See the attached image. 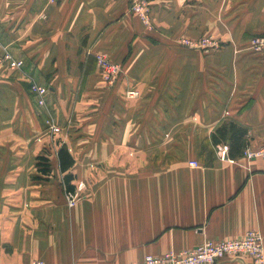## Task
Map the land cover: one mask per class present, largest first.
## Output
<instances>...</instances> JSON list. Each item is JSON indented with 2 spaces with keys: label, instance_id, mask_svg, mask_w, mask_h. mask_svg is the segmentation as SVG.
Wrapping results in <instances>:
<instances>
[{
  "label": "crops",
  "instance_id": "1",
  "mask_svg": "<svg viewBox=\"0 0 264 264\" xmlns=\"http://www.w3.org/2000/svg\"><path fill=\"white\" fill-rule=\"evenodd\" d=\"M150 3L146 25L128 0H0V57L25 63L0 66V264H138L205 240L264 237V159L222 160L227 143L214 138L232 124L246 129L245 146L264 143V57L248 45L264 35V0ZM207 36L224 45L180 42ZM99 54L121 66L116 85ZM32 83L49 88L46 108ZM67 174L86 184L74 207Z\"/></svg>",
  "mask_w": 264,
  "mask_h": 264
},
{
  "label": "built area",
  "instance_id": "2",
  "mask_svg": "<svg viewBox=\"0 0 264 264\" xmlns=\"http://www.w3.org/2000/svg\"><path fill=\"white\" fill-rule=\"evenodd\" d=\"M60 0H51V3H56ZM130 4V12L139 17L146 25H150L152 7L150 0H128ZM1 41V34H0ZM181 44L192 48L199 49L204 52L217 51L222 48V43L218 39L207 36L199 40L182 39ZM249 49L251 52L264 57V35L254 36L249 42ZM0 42V47H1ZM97 68L103 76L104 82L108 86H114L122 75L121 66L112 62L105 55L96 56ZM2 63L7 64L11 71L22 70L25 63L23 60L16 59L12 54L6 53L0 59V66ZM3 75L0 67V77ZM31 94L36 99V103L41 108L47 107V96L49 88L38 83H32L30 88ZM140 92L135 89H128L125 97L128 99H136ZM48 129L51 134H59L62 129L53 120L47 122ZM222 160H227L235 163L234 159L229 157V146L223 145L218 151ZM242 158L253 160L257 158L264 159V143L258 147H251L247 145L243 151ZM190 165L199 168L197 161L190 162ZM86 189L84 182H79L75 185L74 191L66 192L67 204L69 207L77 205L81 199V193ZM225 257H249L256 264H264V237L256 230L249 231L241 239H227V240H205L200 246L193 250L175 252L170 251L163 256H147L138 264H218ZM30 264H46L41 260H34Z\"/></svg>",
  "mask_w": 264,
  "mask_h": 264
},
{
  "label": "trees",
  "instance_id": "3",
  "mask_svg": "<svg viewBox=\"0 0 264 264\" xmlns=\"http://www.w3.org/2000/svg\"><path fill=\"white\" fill-rule=\"evenodd\" d=\"M247 134L246 129L237 127L236 125H223L217 130V135L214 136L217 142H226L229 146V157L234 159L243 155L245 149L244 138ZM58 158L60 161V168L62 172H67L74 164V159L71 156L68 148L62 146L58 151ZM39 165L43 172H47L49 168V155L45 154L38 158ZM65 184L67 191H74L75 185H72L71 182L74 179L71 174L65 176Z\"/></svg>",
  "mask_w": 264,
  "mask_h": 264
},
{
  "label": "rangeland",
  "instance_id": "4",
  "mask_svg": "<svg viewBox=\"0 0 264 264\" xmlns=\"http://www.w3.org/2000/svg\"><path fill=\"white\" fill-rule=\"evenodd\" d=\"M181 42V41H180ZM183 45V44H182ZM224 44H222V46H223ZM185 46V45H184ZM187 47V46H186ZM2 57H0V59H1ZM252 147V146H251ZM81 196V195H80Z\"/></svg>",
  "mask_w": 264,
  "mask_h": 264
}]
</instances>
